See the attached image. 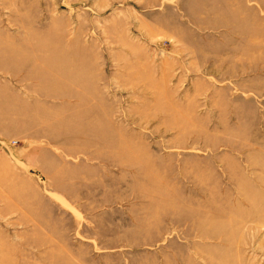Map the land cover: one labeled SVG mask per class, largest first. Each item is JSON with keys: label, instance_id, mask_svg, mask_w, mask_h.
Returning a JSON list of instances; mask_svg holds the SVG:
<instances>
[{"label": "rangeland", "instance_id": "rangeland-1", "mask_svg": "<svg viewBox=\"0 0 264 264\" xmlns=\"http://www.w3.org/2000/svg\"><path fill=\"white\" fill-rule=\"evenodd\" d=\"M0 264H264V0H0Z\"/></svg>", "mask_w": 264, "mask_h": 264}]
</instances>
